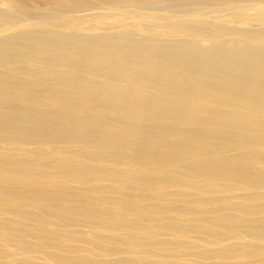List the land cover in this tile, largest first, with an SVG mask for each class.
<instances>
[{"label":"bare ground","instance_id":"obj_1","mask_svg":"<svg viewBox=\"0 0 264 264\" xmlns=\"http://www.w3.org/2000/svg\"><path fill=\"white\" fill-rule=\"evenodd\" d=\"M53 1L62 13L93 10L88 0ZM98 1L127 18L123 0ZM195 18H147L184 38L172 48L98 26L93 38L0 39V213L31 225H0V241L31 239L53 264H77L59 255L71 249L103 264H199L239 245L243 261L264 256L253 228L264 230V32ZM196 22L248 47L194 42L205 35ZM86 220L89 236L45 228Z\"/></svg>","mask_w":264,"mask_h":264},{"label":"rangeland","instance_id":"obj_2","mask_svg":"<svg viewBox=\"0 0 264 264\" xmlns=\"http://www.w3.org/2000/svg\"><path fill=\"white\" fill-rule=\"evenodd\" d=\"M123 3V9L121 10L124 11L125 14H128V16L127 18L119 19L117 16L121 12L113 6H108V4L98 0H88V3L85 6L93 9L91 10L92 12L90 11L89 13H62L59 11L58 5L53 0H0V39L7 37H28L29 39L44 38L50 40L68 37L93 38L96 36V33H99L100 35L104 34L116 39H120L124 36L137 40L140 39L144 42L160 44L162 45L161 47L165 48H172L175 46L174 41L176 40H184V38L180 36L171 37L159 27L153 26L147 18L154 14L162 16L163 25H169L173 22L180 23L191 17H199L195 18V20L202 17L206 21H211L216 25L233 31L252 33L264 32V22L257 17L259 14H262L264 4L258 0H233L230 5L221 4L220 2L209 4L208 2L202 1V3H200L199 0H156L148 6H143L135 0H123ZM87 14L89 17L84 19L83 16H87ZM74 17H77L74 22L68 21ZM61 23L62 25L65 23V25L57 28L56 24L58 26L61 25ZM73 23L77 25L76 28L71 26ZM196 24H198L197 27H200L205 35L201 38L197 37L193 39V41L198 43V41L202 40L203 43L207 44L205 46L209 47L211 50L217 49L222 45H231L232 42L230 41H235L238 46L248 47L241 39H238L239 41L230 38H224L223 40L213 39L214 31L210 27L197 22ZM141 25H143L142 28ZM94 26L100 28L96 33L91 31ZM24 27L26 28L23 29ZM207 36L208 38H205ZM261 39L263 40L262 44L264 45V36H262ZM176 54L179 53L176 52ZM8 67H11V65H8ZM62 154L65 157L68 156L65 152ZM256 168L263 170L264 165L260 162L256 165ZM71 191L72 190L68 189L66 192L68 193ZM56 194H58V192L52 190L46 192L43 195V198L47 200L46 198H53ZM56 205L59 208L69 210L72 209L71 207H75V205H69L62 202H57ZM13 222L19 223L22 227L31 226L29 225V222L23 218L0 213V225L6 226ZM90 222L91 221L86 220L75 226L58 224L56 226H45V228L60 236H63L64 234L67 235L69 232L88 235L87 230L89 229L88 225L91 224ZM254 226L255 227H252L256 232L264 233L260 224H255ZM242 231L248 233L252 230L245 226L242 228ZM198 235L200 234H192L190 239L193 241L196 240V238L199 239ZM93 236L95 235H90V237ZM203 240L204 239L198 241L200 242V246L203 245ZM232 241L230 240L228 243L227 241L222 242V249H226V246L228 247L231 245ZM32 242L31 239H28L26 244L14 241H0V264H53L44 253L42 254L33 251V249H29V246L34 248ZM78 247L84 248L83 243L78 244ZM240 247V245L237 247H228V252L225 251L223 259H215L211 256L204 255L199 260V264H264V260H262L264 256L261 257L256 255V258L253 259L255 261H243V259L240 258V255L243 254V251L239 249ZM201 249L203 248H200V250ZM231 249L232 251L229 252ZM194 250L195 249H193V251ZM59 253L58 254L65 260H73V262L77 264L104 263L100 256H93L85 261L82 257L77 256V253L75 254L73 249L64 250ZM257 257H260L259 260Z\"/></svg>","mask_w":264,"mask_h":264}]
</instances>
